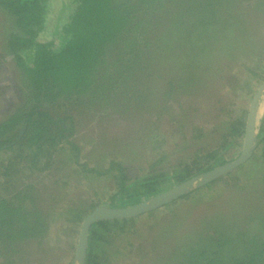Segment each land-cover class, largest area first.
<instances>
[{"label":"trees","instance_id":"1","mask_svg":"<svg viewBox=\"0 0 264 264\" xmlns=\"http://www.w3.org/2000/svg\"><path fill=\"white\" fill-rule=\"evenodd\" d=\"M169 1L171 2V0H0V100L4 102L0 111L8 112L3 113L0 119V178L3 180L2 184H13L14 179L19 178L21 174L18 171L22 169L25 178H32L42 172L53 179L51 183L63 185V187L69 184V180L75 178L79 173L89 181L105 179L114 186L113 197L121 194L125 195L128 200L131 198L136 201L139 197L148 198L157 193L156 186L160 185V180L165 176V172L159 166L168 159L165 151H157L158 148L156 147L160 145L157 142L166 143L167 141L163 142L164 139H173L172 136L175 137L176 135L185 142L189 136L187 131H184L185 128L183 127L185 126L192 131L193 136L199 138L204 137L207 133L205 130L209 128L207 125L184 121L180 115H184L185 112L175 113L173 103H170L173 102L174 92L177 95L184 94L186 93L185 89L190 85L197 87L196 84L200 83L198 80L192 79L191 83H188L189 81L186 79L185 87L182 85L174 87L171 74L169 84L160 92L153 94L154 92L148 91L137 94L139 100L132 106V110L143 111L145 107H148L145 106V101L149 99L150 95H156L154 98H158L159 101L162 100L165 105L163 107L162 105L158 106L162 112H157L151 120L157 123L156 120H161L163 115L167 114L169 127L166 129L167 137L160 134L158 127L153 125V130L155 133L157 132L156 136L155 134H150L148 137L144 135L152 154L136 157L135 159L138 161L135 164L129 159H120L101 168L99 165L90 167L86 162H78L81 152L79 145L74 141L73 117L71 115H59L56 112V106L59 104L62 111L67 110L65 107L71 106V110L75 111L78 110L80 103L90 102L91 99L87 100V98L100 96V100H105L113 91L116 83H124L131 72L135 70L138 72L143 68L141 66L143 64L139 61L145 57L144 52L139 49L136 53L130 51L135 47V41L138 44L141 42L146 44L149 41L150 45H153L155 41H152L154 38L150 40V34L159 30H164L163 34H170L168 32L170 25L168 26V24L171 23L185 31L181 32L179 38L180 41H185L184 49L195 52V54L184 52V55L192 56L183 59L181 57L183 54H180L178 61L182 59L183 62L200 61L201 63V57L196 56L201 53L194 50L193 43L196 45L195 42L206 35L205 32L209 27V22L206 21L208 17L203 15L198 21L189 19L186 20L187 22L178 21L177 23L169 20L171 23L167 24L164 17L167 12L171 15ZM194 8L196 7L190 8L192 13ZM211 23L217 24L216 22ZM228 29L222 31L227 39L229 36ZM156 34L158 35V32ZM143 35L145 36L143 37ZM157 35H155V39ZM148 43L146 45L149 47ZM204 44H208L206 39H204ZM210 46L207 48L208 52L215 48L211 47L210 49ZM253 48V66H247L243 62L241 68V70L245 69L250 72L253 79V83L247 85L248 88L244 92L241 106L240 104L236 106L235 113L234 109L224 108L223 104L220 109L219 107L214 110H206L205 108L206 116L215 120L218 118L214 124H219L222 117L226 119L219 128L220 139L213 146L193 150L186 161L175 164L178 169L175 171L173 185L224 163L226 160L223 152L234 147H240L248 113L247 102L253 92L251 86L257 83L255 78L259 79V76L264 74V44L259 46L255 44ZM110 50L111 52L117 50L120 55L125 54V57L121 59L117 54L114 61L107 63L108 60L106 61V59ZM121 50L123 51L121 52ZM179 50L178 45L171 47L173 61H175L174 56ZM148 52L150 51L148 50ZM148 52L146 55L149 54ZM168 53L166 49V53L162 57L165 62L168 61ZM7 56H9L8 59L11 63L12 76H9L8 69V75H6ZM123 60L128 65H124L119 70L113 68L112 73L109 72V66H116L117 64L121 66ZM231 61H236L235 57ZM147 62L148 60L145 64ZM207 65L201 64L205 69L208 67ZM102 66L103 69H101ZM250 67H253V70H250ZM234 71L235 67L233 66L230 70V78L232 79H234L232 77ZM96 73H100L101 77V80L97 82ZM146 75L150 76L149 74ZM225 79L221 80L219 85L224 92L231 87L227 75ZM211 80H215L214 77ZM237 80L240 81V79ZM216 88L218 87L213 89L216 90ZM112 95L113 98L115 94ZM125 99L126 95L122 97L123 103H127ZM112 100L116 104L119 103L114 99ZM220 103L223 102L220 101ZM154 104L155 101L152 100L151 107ZM115 105L114 107L119 112H127L130 109H127L126 104L119 108ZM190 107L191 110L195 111L194 107ZM162 113L164 114L161 115ZM154 122L152 121V123ZM214 126L212 125V127ZM256 139V152H253L237 168L191 189L164 207L161 206V209L141 213L144 214L141 216H151L152 220L155 221L159 216H164L163 211L167 208L171 211L168 214L171 218L164 219L161 223L171 221L175 210L179 211L176 215L177 219L183 218L184 221L189 203L210 200L220 196L225 191L240 195V191L245 188L241 177L242 175L247 176V174H254V178L260 179L259 183L262 190H258L257 187L254 197L258 202L254 201V203L259 205L260 209L264 207V168L263 171L251 170L252 167L246 164L253 156L257 155L258 149L261 150L258 158H264V117L260 120ZM228 142H232L229 147ZM1 157L7 160L5 167L4 159ZM260 162L263 163L261 167H264V160ZM59 174L62 176L58 177ZM141 176L142 178L139 179ZM3 177L5 178L3 179ZM137 179L141 183L139 191L130 197H128L129 193L128 195L123 194L129 183ZM215 185L219 188H215ZM35 186L36 183L30 181L28 184H24L22 190L18 189L17 193L0 195V264H17L29 252V255H35L34 258L37 261L34 260L37 264H49L48 261H51L53 257L59 259L63 253L65 254L61 248H57L60 249L58 253L55 252L53 248L57 245L46 240L49 231L47 221L50 219V215L52 216L54 213V209L51 204H47L46 199L36 195L38 188ZM248 195L249 193L245 194V196ZM110 199L108 207L112 206L114 201V198ZM99 204V200L96 199L91 200L90 203L81 208L75 207L72 210L74 214L72 221L84 220ZM31 209L33 213L29 211ZM226 215V219L229 220L231 216ZM240 215L242 216V214ZM252 215H258V211L254 209ZM135 219L136 217L133 216L94 221L89 227L87 236L85 264H109L111 252L108 245L110 235L114 230L118 234L126 232L129 234L127 227H131V235H137L142 230L145 232V226L149 227L150 230H147L151 232V245H159L162 248L164 242L176 240L172 239L171 235L176 231L177 225H134ZM237 219L245 224L237 216L236 219H230V225H236ZM261 220L264 221V217ZM243 230L244 228L240 232ZM198 238L201 240L204 235L201 234ZM163 240L165 241L162 243ZM220 243L222 247L223 240H220ZM29 245H32L31 249ZM139 245L140 243H130L127 252L129 254L136 252L134 247ZM195 247L189 246L183 249V258L186 259V264H264V241L253 240L240 257L225 258L220 254V247L210 252L204 248ZM170 257L177 259L179 252L177 251Z\"/></svg>","mask_w":264,"mask_h":264},{"label":"rangeland","instance_id":"2","mask_svg":"<svg viewBox=\"0 0 264 264\" xmlns=\"http://www.w3.org/2000/svg\"><path fill=\"white\" fill-rule=\"evenodd\" d=\"M168 4H170L169 11L171 15L169 12L165 14L166 18L164 17V20H167V24L171 23L170 21L172 20L177 23L178 21L187 22L186 20L189 19L198 21L203 15L208 17L206 21L209 22V27L207 32H205V38L202 36L195 42L196 45L193 43L194 50H198L199 53H201L196 55L197 57H201V63L200 61H182L183 58L192 56L184 55V52L190 54H195V52L193 50L194 53L191 51L189 52L184 49L185 41H180L179 38L182 34L181 32L185 31L183 29L181 30V27L179 29L178 26L171 23L168 24V26L170 25L171 27V29L170 27L168 28V32L170 33L168 35L163 34L165 32L164 30L157 31V28L155 30L158 32V35L156 34L157 32H153L152 34L149 33L150 40L154 38L152 41L154 40L155 44L150 45V42L147 41L150 45L148 47V45H146L147 43L141 42L138 44L135 41V47L133 49L131 48L132 50L130 51L136 53L137 49H139L141 52H144L145 57L139 61L143 64L141 65L143 68L138 70V72H136V70L131 72L128 78L124 80V83H116L113 87V91L111 90L112 92L105 100H100V96L87 98V100L91 99L90 102H85V104L80 103L78 110L76 109L75 111L71 110V106L65 107L67 109L65 111L60 109L59 104L56 106V112L59 115H71L73 117V130H75L74 141L79 145L81 152L78 162H86L90 167L99 165L101 168L108 166L112 161L120 159H129L135 164L138 161L135 159L136 157H145V155L152 154L144 135L148 137L150 134H155L156 136L157 132L155 133L153 130L156 125L160 134L168 137L166 129L169 127L167 114L162 113L161 115H164L161 120H156L157 123L151 120L157 112H162L158 106L162 105L163 107L165 105L162 103V100H160V102L158 98H154L156 95H150L149 99L145 101V106L147 105L149 108L145 107L143 111L132 110V106L139 100L137 94L148 91L154 92L153 94L160 92L169 84L171 74L174 87L181 85L185 87L187 84L185 82L186 79L189 81L188 83H191L192 79H194V81L198 80L200 83L196 84L197 87L190 85L185 89L186 93L177 95L174 92L173 102L170 103H173L175 113L181 114L185 112L184 115H180L181 119L184 118V121H191L197 124H203L204 126L207 125L209 128L205 130L207 132L205 136L199 138L195 135L193 136L192 131H190L187 126H182L185 128L184 131H187L189 135L185 142L182 141V139L180 140L181 137L177 135L175 137L172 136L173 139H164L163 142L167 141L166 143H159L155 139V141L160 144L156 147L158 148L157 151H165L168 155V159L159 166V168L165 172V176L160 180V185L156 186V194L174 186L175 171L178 169V166L175 164L186 161L193 150H198V148L206 146H213L219 141V128L226 119L222 117L219 124H214L218 121V118L216 120L214 118L210 119L206 116L204 110L205 108L206 110H214L218 107L220 109V106L223 104L224 108L229 107L234 109L235 113L236 106L239 104L241 106L243 102L246 88L253 83L251 73L245 69L241 70L243 62L247 64V66H253V47L255 44L257 46L262 43L264 44V0H171ZM194 6L196 8H194L192 13L190 8ZM211 22H216L217 24H212ZM226 29L229 30L228 39L226 35L222 33V31ZM155 35H157L156 39ZM144 36L145 35H143V37ZM204 39L208 41V44H204ZM173 45L175 47L178 45L180 48L179 52H176L174 56L175 61H173V53H171V47ZM206 45H211L210 49L211 47L215 48L208 52V46L205 47ZM166 49L168 61L165 62L162 57L164 53H166ZM117 50L114 52L110 50L106 59V61L108 60L107 63L114 61L115 55L117 54H119L121 59L125 57V54L122 53L121 56ZM123 50L126 51L125 49ZM123 50H121V52ZM148 50L150 52H148ZM146 52L149 54L146 55ZM180 54H183L181 56L182 59L178 61ZM234 57L236 61H231ZM8 58L9 56H7L8 61L6 60L5 63L6 75H8V69L9 76H12V67ZM147 60L148 62L145 64ZM123 61L124 62L121 63L123 65L121 66L118 64L116 66H109V72L111 71L112 73L113 68L119 70L124 65H128L125 60ZM201 64H208V67L205 69ZM233 66L235 67L234 75H232L234 79L230 78V70ZM101 69H103V66ZM249 69L253 70V67ZM226 75L231 87L224 92L219 85L221 80H226ZM95 76L97 77L95 78L97 79L96 82L101 80L100 73H96ZM213 77L215 80H211ZM237 79H240V81ZM255 80L257 83L251 86L253 92L247 102V109L254 92L264 84V74H261L259 79L255 78ZM214 87L218 88L215 90L213 89ZM112 94H115L113 98ZM124 95H126L125 100L127 103H123L122 97H124ZM112 99L119 103L116 104ZM152 100H154L156 104H154L153 107H151ZM220 101L223 103H220ZM229 102L231 103L227 106ZM123 104L127 105V109L130 108L129 111L119 112L114 107L115 105L119 108ZM3 105L4 102L0 100V109ZM190 106L194 107L195 111L191 110ZM7 110L9 111V109ZM192 111L193 113L189 115ZM3 113L5 114L8 112L0 111V119ZM263 117L264 94L261 95L259 101V110L255 123L256 134L258 133L260 120ZM152 121L154 123H152ZM212 125L215 126L212 127ZM242 141L243 138L241 139L240 147H234L229 151L223 152L226 161H231L238 157L241 151ZM231 143H227L228 147ZM256 150L257 148H255L253 152H256ZM260 153L261 150L258 149L257 155L247 161L246 164L252 167L251 170L263 171L264 167H261L263 163L260 161H263L264 158H258V154ZM1 159H4V157H1ZM3 162L5 167L7 162L6 158ZM18 173L21 174L19 178L14 179L13 184L4 185L2 184L3 180L0 178V195L17 193L18 189H23L25 183L28 184L32 181L36 183L35 187L38 188V194L36 195L46 199L47 204H51L54 213L52 216L50 215V219L47 221L49 224V231L46 240L53 245H57V247L53 248L55 252L58 253L60 249L57 248H61V251L64 250L65 254L63 253L59 259L53 257L51 261H48L49 264H68L70 262L74 264L75 248L72 249V247L74 245L76 246L80 227L83 222V220L80 222L72 221L74 215L72 210L75 207L81 208L83 205L90 203L91 200L96 199L100 202L99 206H108L111 200L110 198H114L113 204L110 207H126L130 204L132 205V203H139L150 198L139 197L136 200L138 202H136L131 198L128 200L125 195L121 194L113 197L112 194L114 195L115 189L110 181L105 179H92L89 181L83 178L81 173L75 178H71L68 182L69 184L64 187L63 185L51 183L53 179L42 172L32 178H25L22 169L19 170ZM57 176L61 177L62 174ZM254 177V174H247V176L242 175L241 180L244 182L245 188L240 191V195L235 192L225 191L221 193L220 196L213 199L189 203L190 205L186 208V218L184 221L183 218L177 219L176 215L179 211L175 210L171 221L161 223L164 219L171 218L168 215L171 211L167 208L163 211L164 216H159L155 221L148 215H135L134 217H136V219L134 225H177V228H175L176 231L171 235V238L176 240L173 242H164L165 240H163L162 243H164L162 248L159 245H151V232H148V230H150L149 227L145 226V232L142 230L137 235H131V227H127L129 234H127V232L118 234L116 230H114L110 235L108 245L111 252L108 263L186 264V259L183 258V249L189 246L204 248L209 252L220 247V254L225 256V258L242 256L243 251L249 247L253 240L258 242L264 241V221L261 220V218L263 219L264 217V207L260 209V206L254 203V201L258 202L254 197L255 191L257 187L259 188L258 190H262V187L259 183L260 179ZM4 178L5 177H3V179ZM141 178L142 176L139 177V179ZM244 179L246 180L244 181ZM215 186V188H219L217 185ZM140 188L141 183L137 179L129 183V186L124 190L125 192L123 191V194L126 193L128 195L129 193L128 197L133 196ZM247 193H249V195L245 196ZM38 205L41 204L38 203ZM165 205L166 204L162 205V207ZM162 207L156 209H161ZM156 209L153 210L155 211ZM254 209L258 211V215H252ZM29 211L32 212L33 210L31 209ZM226 214L231 216V220L233 218L236 219L237 216L240 217V220L244 221L245 224L237 219L238 222L236 225H230L231 220L226 219ZM240 214H242V216ZM242 228H244V230L240 232ZM201 234L204 235V238L200 240L198 237ZM219 239L221 241L223 240L222 247ZM130 243H140L139 246L134 247L136 252L132 254L127 252ZM29 248L31 249L32 245H29ZM160 249H162V251H160ZM177 251L179 252V257L177 259L170 257ZM29 254L30 252L17 264H37V259L34 258L35 255L32 256ZM70 258H72L71 261Z\"/></svg>","mask_w":264,"mask_h":264},{"label":"water","instance_id":"3","mask_svg":"<svg viewBox=\"0 0 264 264\" xmlns=\"http://www.w3.org/2000/svg\"><path fill=\"white\" fill-rule=\"evenodd\" d=\"M262 94H264V84L254 92L252 98L250 99L242 147L236 159L226 161L208 171L197 174L196 176L178 183L167 190L162 191L139 203H135L126 207H108L101 205L95 207L85 217L80 227L77 243L75 246L74 264L85 263L87 236L89 227L94 221L100 219L133 217L135 215L156 209L178 198L182 194L187 193L191 189L218 178L219 176L235 169L240 164L245 162L252 155L257 144L255 123L257 112L259 110V101Z\"/></svg>","mask_w":264,"mask_h":264}]
</instances>
